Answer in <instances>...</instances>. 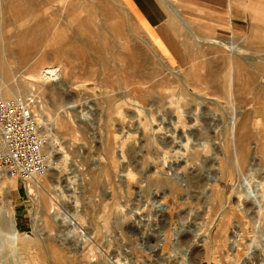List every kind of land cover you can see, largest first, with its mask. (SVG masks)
<instances>
[{"label": "rangeland", "instance_id": "374dc122", "mask_svg": "<svg viewBox=\"0 0 264 264\" xmlns=\"http://www.w3.org/2000/svg\"><path fill=\"white\" fill-rule=\"evenodd\" d=\"M117 2L0 0L3 66L16 75L14 95L33 101L54 156L38 176L44 187L0 165V215L14 217L17 243L29 246L21 264H264V43L189 32L185 56L169 59ZM22 35L72 91L39 87L50 77L19 63ZM176 104L183 124L170 122ZM5 237L0 225V264H17Z\"/></svg>", "mask_w": 264, "mask_h": 264}, {"label": "crops", "instance_id": "0c3cea01", "mask_svg": "<svg viewBox=\"0 0 264 264\" xmlns=\"http://www.w3.org/2000/svg\"><path fill=\"white\" fill-rule=\"evenodd\" d=\"M115 1L157 51L169 59L185 56L182 50L190 46L186 37L180 36L189 32L207 37L229 34L263 47L264 0Z\"/></svg>", "mask_w": 264, "mask_h": 264}, {"label": "bare ground", "instance_id": "6f19581e", "mask_svg": "<svg viewBox=\"0 0 264 264\" xmlns=\"http://www.w3.org/2000/svg\"><path fill=\"white\" fill-rule=\"evenodd\" d=\"M59 1H63V3L64 4H67L66 2H69V1H72V0H59ZM78 1V0H77ZM78 3V2H77ZM118 3V2H117ZM120 3V2H119ZM74 4V3H73ZM79 5V4H78ZM66 6V5H65ZM74 5H72V7H73ZM63 7H64V5H63ZM76 7H77V5H76ZM75 8V7H74ZM70 9H71V7H70ZM76 10V9H75ZM99 10V9H98ZM127 11V10H126ZM85 17V16H84ZM82 19V18H81ZM80 19V20H81ZM84 22V21H83ZM79 23V22H78ZM85 25H86V22L84 23ZM82 28H84V27H82ZM85 29V28H84ZM86 30V29H85ZM89 30V29H88ZM87 30V31H88ZM100 31V30H99ZM90 31H88V33H89ZM115 32H118V29H115L114 30V34H115ZM25 34V33H24ZM128 35V34H127ZM13 36V35H12ZM16 36V35H15ZM23 37L22 38H17V42L18 43H20V46H16L17 47V51H18V54H16V57L18 58V59H20L21 61H19V63L20 64H22L25 68H27V71L28 72H35V73H38L40 70L42 71V73H41V75L42 76H45V77H50V80H49V82H47V83H44V84H41V83H39L38 85H39V87L41 88L42 86L43 87H45V88H47V89H50V90H53V89H57V91H58V93H60V92H62V90H64V91H66V92H70V91H72L71 90V87H70V84H66V86L65 85H63L64 87H62V84L64 83L63 81H62V78H61V68H60V66H55V65H50V67L51 68H48L49 67V65H43L42 63H43V60H44V58L47 56V54L46 53H48L49 54V52H40V53H37L36 55H35V57L33 58V57H31V55L33 54V51H32V45H31V40H29V37H27V36H24V35H22ZM190 36V35H189ZM20 37V36H19ZM113 37V36H112ZM138 37V36H137ZM188 37V36H187ZM5 38V37H4ZM13 38V37H12ZM14 39H16V37L14 38ZM191 38H189V40H190ZM200 39V38H199ZM6 41H7V38L5 39ZM135 40V39H134ZM188 40V41H189ZM216 40V39H215ZM127 41H128V38H127ZM200 41H208V42H213L214 43V40H210L209 38H206V37H203L202 38V40H200ZM13 42H15V41H13ZM216 42V41H215ZM217 42H219L220 43V41H217ZM114 43V42H113ZM223 43V42H222ZM15 44H16V42H15ZM115 44V43H114ZM113 44V45H114ZM131 45V44H130ZM115 46V45H114ZM186 46V45H185ZM184 46V48H186ZM188 46V45H187ZM225 47H227L228 48V53H231V54H233V53H236V54H238V52H236V50H237V47L234 45V44H232V43H230V44H228V45H224ZM115 47H117L118 48V46H115ZM115 47H114V49H115ZM136 47V46H135ZM191 47V46H190ZM5 49H6V46H5V42H4V39H1V37H0V97H5V96H7V95H14V93H19L20 92V90L18 89V84H17V78H16V75H14V70H12V69H9V68H5L4 66H3V62H2V59H4L5 58ZM132 49H133V47H132ZM135 49H137V48H135ZM142 49V48H141ZM118 50V49H117ZM116 50V51H117ZM138 50V49H137ZM207 50V49H206ZM240 50V49H239ZM145 51V50H144ZM187 51H190V50H187ZM223 51V50H222ZM238 51V50H237ZM121 52V51H120ZM125 52V51H124ZM11 53H12V51H11ZM128 53V52H127ZM139 55V54H138ZM229 55V54H228ZM49 56V55H48ZM112 56H113V53H112ZM134 56H136V55H134ZM140 56L141 55H139V58H140ZM144 56V55H143ZM198 56V55H197ZM14 57H15V55H14ZM115 57V56H114ZM127 57V56H126ZM142 57V56H141ZM118 58H120L119 57V55H118ZM123 58H125V57H123ZM136 58V57H135ZM143 59H142V62H144V57H142ZM137 59V58H136ZM16 60V59H15ZM128 60H129V58H128ZM147 60V59H146ZM116 61V60H115ZM114 61V62H115ZM131 61V60H130ZM117 62V61H116ZM141 62V63H142ZM137 63V62H136ZM140 63V62H139ZM147 63H148V61H147ZM211 63V62H210ZM143 64V63H142ZM140 65V64H139ZM142 66V65H141ZM145 66V65H144ZM119 70V69H118ZM121 70V69H120ZM140 70H142V69H140ZM133 71V70H132ZM212 72V71H211ZM212 75H214V74H212ZM15 76V77H14ZM211 76V75H210ZM209 76V77H210ZM119 77V76H118ZM212 77V76H211ZM11 78V79H10ZM113 78V77H112ZM10 80H11V82H10ZM115 81V80H114ZM63 82V83H62ZM214 83H215V81H214ZM110 89H112V88H110ZM55 91V90H54ZM56 91V92H57ZM111 91V90H110ZM138 91V90H137ZM53 92V91H52ZM134 92V91H133ZM121 94V93H120ZM132 95H134V93L132 94ZM74 96V95H73ZM125 96V95H124ZM137 96H138V94H137ZM138 97H140V96H138ZM146 97V96H145ZM204 97H206V96H204ZM134 98V97H133ZM132 99V98H131ZM135 99H136V97H135ZM146 99V98H145ZM188 99H189V97H188ZM72 100V99H71ZM70 100V102L68 101L67 103V107H73V106H75V103H74V101H71ZM134 100V99H133ZM132 100V101H133ZM131 101V100H130ZM143 101V98H139V99H136L135 100V102L137 103V104H140V105H142L141 104V102ZM122 103V102H121ZM126 103V102H125ZM135 103V104H136ZM171 103H175L172 99H169V105L171 104ZM64 104V103H63ZM133 104V103H132ZM118 105V104H117ZM116 105V106H117ZM119 106H120V104H119ZM138 106V105H137ZM147 106V105H146ZM179 106H180V104H179ZM135 107V106H134ZM140 107V106H139ZM171 107V106H170ZM177 109H176V111H175V119H172V120H170V122L172 123V124H183V123H185V121L188 119V118H186V120L181 116V113H180V111L178 110V105L176 104V106H175ZM64 108H66V107H64ZM117 108V107H116ZM141 108H142V106H141ZM144 108V107H143ZM142 108V109H143ZM172 108H173V106H172ZM118 109H121V107L120 108H118ZM141 109V110H142ZM42 110V109H41ZM92 110V109H91ZM138 109H136V111H137ZM140 110V109H139ZM173 110H175V109H173ZM67 111H69L68 109H67ZM116 111H117V109H116ZM87 112V111H86ZM86 112H82L83 114H86ZM143 112V111H142ZM173 112V111H172ZM42 113V112H41ZM116 113H118V112H116ZM122 113V112H121ZM138 113V112H137ZM186 115V114H185ZM196 115V114H195ZM203 115V114H202ZM163 116V115H162ZM171 117H174V116H171ZM67 118V117H66ZM70 118V117H69ZM147 118V117H146ZM197 118H198V114H197ZM191 119V118H190ZM166 121V120H165ZM200 121V120H199ZM234 124H235V120H232V122H231V126L233 127L234 126ZM115 125V124H114ZM188 126V125H187ZM230 126V127H231ZM137 128V127H136ZM175 129V128H174ZM185 129V128H184ZM188 129V128H187ZM195 129H196V126H195ZM190 130V129H189ZM198 130V129H197ZM176 131H179L178 129L176 130ZM181 131V130H180ZM194 131V130H193ZM171 132V131H170ZM173 132V131H172ZM193 133V132H192ZM188 134V133H187ZM195 134V133H194ZM173 136V135H172ZM176 136H177V134H176ZM193 136V135H192ZM113 137V136H112ZM111 137V138H112ZM172 138V137H171ZM174 138V137H173ZM189 138V137H188ZM177 139V138H176ZM111 140V139H110ZM181 140V139H180ZM185 140V139H184ZM183 145V144H182ZM187 145V144H186ZM148 147V146H147ZM129 148V147H128ZM183 148V147H182ZM185 149V148H184ZM52 149H51V153H52ZM184 151V150H183ZM49 152V151H48ZM129 152V151H128ZM132 152V151H131ZM240 156L241 157V155L240 154H237V156ZM245 155V154H244ZM51 156V155H50ZM238 156V157H239ZM53 155L51 156V158H50V161H49V169L52 167V164H53ZM237 157V158H238ZM122 158V157H121ZM213 158V157H212ZM129 159V158H128ZM133 159V158H132ZM158 159V158H157ZM119 160V159H118ZM240 161H241V163H243L244 164V162H245V158H241V159H239ZM133 161V160H132ZM182 161V160H181ZM212 161V160H211ZM239 161V162H240ZM129 163V162H128ZM175 163L177 164V165H179V161H175ZM54 166V165H53ZM122 166V165H121ZM123 167V166H122ZM54 169V168H53ZM48 171V170H47ZM53 175V174H52ZM38 176H36V178H35V180H33L32 181V183H33V185H35V186H38V187H41V186H43V184H44V180H43V178H37ZM42 177V176H41ZM129 178V177H128ZM218 178V177H217ZM48 180V179H47ZM52 181H50V183H51ZM49 183V182H48ZM262 183L263 182H259L258 183V187L259 188H262ZM68 184V183H67ZM44 187V186H43ZM54 188H56V187H54ZM24 189H26L28 192L29 191H31V187H30V184L29 185H26V186H24ZM257 194L258 193H254L253 195H251L250 194V196L251 197H253V199L254 200H256L257 201ZM261 194H263V193H261ZM245 195V194H244ZM243 198V197H242ZM246 200V199H245ZM240 201V200H239ZM244 203V202H243ZM242 203V204H243ZM48 206V205H47ZM242 206V205H241ZM241 208H243V207H241ZM245 208V207H244ZM243 208V209H244ZM246 209V208H245ZM46 223L49 221L48 220V218L46 217L45 218V220H44ZM236 223V222H235ZM238 223V222H237ZM237 223L236 224H234V226L236 227V229H234V231H233V233H231L230 235H229V238H228V242H229V249L231 250V253H232V255H233V257L235 258L236 257V253H237V250H238V245H239V243H240V241H239V239H240V236H241V233H240V231H241V229L240 228H237ZM0 225L2 226V232H3V234H4V237H5V235H7L8 237H9V241H11V248H14L15 249V251L17 250V252H18V254H19V257H18V259H17V264H21L22 263V261L21 260H23V258H25V256L27 257V253H28V251H26V249H28L29 248V246H28V244H27V240L26 239H22L21 241H20V243L18 244L17 243V240H18V234H17V229H16V226H15V219H14V217L12 216V215H8V217H6V216H3V215H0ZM47 225V224H46ZM220 226H222V225H220ZM223 226H224V224H223ZM223 228V227H222ZM186 231H189V230H186ZM190 231H192V230H190ZM195 232V231H194ZM194 232H192L193 234V237H195V238H200V236H199V232L198 233H194ZM197 232V231H196ZM222 233V232H221ZM222 234H224V233H222ZM222 234L220 235V236H218V237H222ZM226 234V233H225ZM188 235V234H187ZM219 235V234H218ZM8 237L6 238V240L8 239ZM202 237V236H201ZM205 238L206 237H204V238H202L201 239V241H205ZM216 238V237H215ZM210 239V238H209ZM226 239V238H225ZM227 240V239H226ZM14 241H16V245H15V242ZM10 243V242H9ZM202 243V242H201ZM194 243H191V244H188L187 246H188V248H189V251H190V249L191 248H193V245ZM196 244V243H195ZM198 244H200V243H198ZM224 244V243H223ZM248 245H249V243H248ZM197 246V245H196ZM188 250V249H187ZM226 250V249H225ZM189 251H187L188 252V254H189ZM16 252V253H17ZM5 253V252H4ZM22 253V254H21ZM6 254V253H5ZM17 254V255H18ZM23 254H25V256L23 255ZM9 256V255H8ZM188 256V255H187ZM13 257V256H12ZM186 258V257H185ZM185 258H184V260H185ZM187 262V261H186ZM246 263V262H245ZM186 264V263H185Z\"/></svg>", "mask_w": 264, "mask_h": 264}, {"label": "built area", "instance_id": "2783aa9c", "mask_svg": "<svg viewBox=\"0 0 264 264\" xmlns=\"http://www.w3.org/2000/svg\"><path fill=\"white\" fill-rule=\"evenodd\" d=\"M34 103L25 95L0 97V165L22 180L48 170L47 130L40 125Z\"/></svg>", "mask_w": 264, "mask_h": 264}]
</instances>
